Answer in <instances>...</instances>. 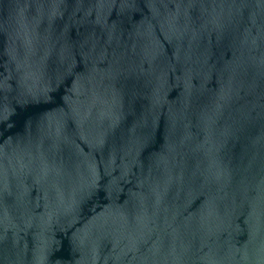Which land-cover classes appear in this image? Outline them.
<instances>
[{
  "label": "water",
  "instance_id": "95a60500",
  "mask_svg": "<svg viewBox=\"0 0 264 264\" xmlns=\"http://www.w3.org/2000/svg\"><path fill=\"white\" fill-rule=\"evenodd\" d=\"M0 264H264V0H0Z\"/></svg>",
  "mask_w": 264,
  "mask_h": 264
}]
</instances>
